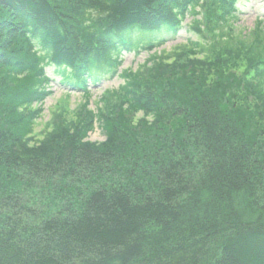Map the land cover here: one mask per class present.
Listing matches in <instances>:
<instances>
[{
	"label": "trees",
	"instance_id": "obj_1",
	"mask_svg": "<svg viewBox=\"0 0 264 264\" xmlns=\"http://www.w3.org/2000/svg\"><path fill=\"white\" fill-rule=\"evenodd\" d=\"M238 12L0 0V264H264V20L243 32ZM187 15L197 39L159 51ZM50 66L84 100L36 131ZM96 126L106 140H84Z\"/></svg>",
	"mask_w": 264,
	"mask_h": 264
},
{
	"label": "rangeland",
	"instance_id": "obj_2",
	"mask_svg": "<svg viewBox=\"0 0 264 264\" xmlns=\"http://www.w3.org/2000/svg\"><path fill=\"white\" fill-rule=\"evenodd\" d=\"M259 18L264 20V0H239V12L237 14V19L234 21L238 30L249 32L252 28H254ZM192 23L193 16L187 15L183 22V28L176 36L171 37L164 46L159 48V51H171L172 49L174 50L176 45H186L192 40L195 41L197 39L196 34L188 28V26ZM147 57L148 51L144 49L139 52L136 50H124L122 52L123 63L118 72H120L122 69L128 68H132L133 70L137 69ZM47 72L52 79L50 82V91L52 93L43 102L44 110L42 117L37 121L38 125L36 127V131H40L42 124H45L53 118V112L57 111V102L61 101L65 97H68L70 101V107L73 109L84 100L83 91L80 89H75L67 83H64L63 77L60 74L53 72L52 66L47 68ZM122 83L123 79L118 74L112 77H104L97 84L90 83V107L92 109H96L98 105V99L103 94V92L106 89L118 88ZM54 121L59 122L60 119L55 117ZM84 140L100 143L106 140V134L99 126H96L91 132L87 134V137H85Z\"/></svg>",
	"mask_w": 264,
	"mask_h": 264
},
{
	"label": "bare ground",
	"instance_id": "obj_3",
	"mask_svg": "<svg viewBox=\"0 0 264 264\" xmlns=\"http://www.w3.org/2000/svg\"><path fill=\"white\" fill-rule=\"evenodd\" d=\"M47 98V97H46ZM44 102V101H43Z\"/></svg>",
	"mask_w": 264,
	"mask_h": 264
}]
</instances>
